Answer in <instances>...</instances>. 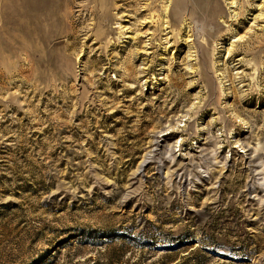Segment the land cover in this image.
<instances>
[{"label": "rangeland", "instance_id": "obj_1", "mask_svg": "<svg viewBox=\"0 0 264 264\" xmlns=\"http://www.w3.org/2000/svg\"><path fill=\"white\" fill-rule=\"evenodd\" d=\"M184 1L0 0V264H264V0Z\"/></svg>", "mask_w": 264, "mask_h": 264}, {"label": "bare ground", "instance_id": "obj_2", "mask_svg": "<svg viewBox=\"0 0 264 264\" xmlns=\"http://www.w3.org/2000/svg\"><path fill=\"white\" fill-rule=\"evenodd\" d=\"M190 2L192 3V0H185L184 2H180V4H178V6L176 4V6H177L176 10L177 11H181V10L184 11V9L187 7V4H189ZM48 4H49V0H35V8L41 9L44 6H48ZM208 8L209 9L211 8V10L209 11L211 13V15H215L216 14V10H217L216 6L209 5ZM37 22L39 24H41V22L39 20H37ZM40 27L41 26L36 25V28L38 30H39ZM38 35L40 36L41 33H39ZM41 39H42V37H41ZM148 156L149 155L147 154L146 157H145V159H144V161L142 162L141 167L144 166L145 162L147 161Z\"/></svg>", "mask_w": 264, "mask_h": 264}]
</instances>
